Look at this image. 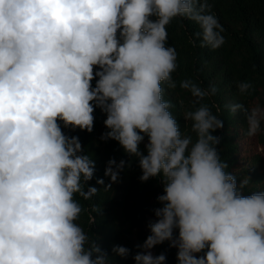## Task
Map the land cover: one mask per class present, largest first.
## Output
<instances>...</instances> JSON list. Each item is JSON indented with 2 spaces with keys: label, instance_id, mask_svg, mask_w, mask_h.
<instances>
[{
  "label": "clouds",
  "instance_id": "clouds-1",
  "mask_svg": "<svg viewBox=\"0 0 264 264\" xmlns=\"http://www.w3.org/2000/svg\"><path fill=\"white\" fill-rule=\"evenodd\" d=\"M177 18L199 25L194 46L224 45L209 0H0V264H112L78 223L77 195L90 200L100 190L89 183L96 162L64 131L91 133L97 108L106 116L100 139L130 159L110 158L108 183H96L110 190L135 159L141 182L163 185L134 264H166L152 251L165 242L177 264H264V191L244 194L250 178L238 183L221 159L214 133L223 121L201 103L216 86L180 82L194 98L183 118L195 137L165 99L164 85L177 86L167 31ZM236 86L241 96L253 90L248 81ZM225 107L244 114L248 137L264 130L259 102ZM111 251L132 255L120 245Z\"/></svg>",
  "mask_w": 264,
  "mask_h": 264
},
{
  "label": "trees",
  "instance_id": "trees-1",
  "mask_svg": "<svg viewBox=\"0 0 264 264\" xmlns=\"http://www.w3.org/2000/svg\"><path fill=\"white\" fill-rule=\"evenodd\" d=\"M209 3L212 13L224 28L225 43L216 50L200 47L199 41L194 46L189 41L195 32L200 31L199 25L188 19L173 20L167 31L168 45L175 47L178 53V68L173 73L177 86L170 89L164 85L165 99L175 105L171 111L181 131L195 137L191 132V122L183 118L185 111L194 109V98L190 92L180 88V82L190 79L202 88L215 85L216 95L206 97L201 103L207 104L223 121V128L214 133L222 137L218 145L221 159L228 163L227 171L237 177L238 183L245 177L250 178L243 189L244 194L264 191V130L255 137H248L244 114L240 111L232 114L225 107L235 103H243L246 107L256 102L264 105V0H209ZM240 81L253 85L250 94L241 96L238 93L236 85ZM94 116L91 133L64 129L69 135L79 136L85 152L96 162L95 178L89 183L100 190L90 200L77 195L84 208L78 223L108 252L112 264H134L132 256L139 250L136 246L150 234L148 222L155 219L154 209L161 206L157 197L163 194V185L159 178L141 182L142 172L135 159L121 172L120 182L113 184L110 190L105 191L97 184L96 178H103L105 184L108 183L104 172L110 158L117 161L130 158L116 141L100 139L107 131L103 124L106 116L99 108ZM93 207H98L101 212L93 211ZM114 245L131 249L132 255L127 258L114 255L111 251ZM152 251L154 255L165 253L166 264H177L176 249L169 248L167 242Z\"/></svg>",
  "mask_w": 264,
  "mask_h": 264
}]
</instances>
